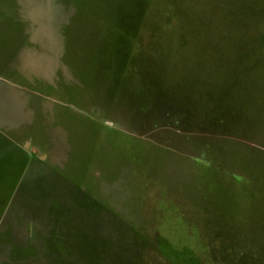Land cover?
Masks as SVG:
<instances>
[{
	"label": "rangeland",
	"instance_id": "rangeland-1",
	"mask_svg": "<svg viewBox=\"0 0 264 264\" xmlns=\"http://www.w3.org/2000/svg\"><path fill=\"white\" fill-rule=\"evenodd\" d=\"M0 264H264V0H0Z\"/></svg>",
	"mask_w": 264,
	"mask_h": 264
}]
</instances>
